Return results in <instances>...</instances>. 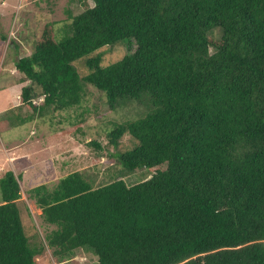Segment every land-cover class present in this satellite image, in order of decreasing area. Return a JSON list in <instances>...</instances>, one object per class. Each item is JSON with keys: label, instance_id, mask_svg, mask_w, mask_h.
Returning <instances> with one entry per match:
<instances>
[{"label": "trees", "instance_id": "16d2710c", "mask_svg": "<svg viewBox=\"0 0 264 264\" xmlns=\"http://www.w3.org/2000/svg\"><path fill=\"white\" fill-rule=\"evenodd\" d=\"M78 2L82 12L60 31L48 22L17 60L33 83L20 105L48 116L81 104L89 84L113 109L145 99L146 116L108 135L124 174L144 179L95 187L74 171L53 190L33 187L57 226L47 236L54 257L84 249L95 264H264V0ZM122 42L135 50L108 66L88 58L81 77L75 61ZM22 179L11 169L0 178V264H38L44 249L25 233Z\"/></svg>", "mask_w": 264, "mask_h": 264}, {"label": "rangeland", "instance_id": "374dc122", "mask_svg": "<svg viewBox=\"0 0 264 264\" xmlns=\"http://www.w3.org/2000/svg\"><path fill=\"white\" fill-rule=\"evenodd\" d=\"M83 9L78 0H0V27L7 36L4 40L0 35V178L9 169L23 176L19 207L26 235L32 243L44 248L38 264H95L98 258L80 249L73 259L58 262L47 242L48 234L57 226L45 221L36 199L31 198L33 187L46 184L53 190L61 178L74 171L86 173L94 180L95 187L119 177L129 185L144 179L141 172L124 174L118 159L119 149L109 145L108 135L116 125L146 116L150 107L145 99L142 104L128 101L113 109L105 92L89 84L84 87L81 104L48 116L34 114L33 109L20 105L23 87L33 83L22 81L25 78L16 69L17 60L33 53L48 22H56L60 31L70 21V12L76 15ZM134 50L135 44L128 42L104 46L75 61V66L84 78L90 74L88 58L101 54L102 65L108 66ZM36 90L40 93V88ZM42 100L44 96L39 95L36 103ZM132 145L127 134L122 139L121 150Z\"/></svg>", "mask_w": 264, "mask_h": 264}, {"label": "crops", "instance_id": "0c3cea01", "mask_svg": "<svg viewBox=\"0 0 264 264\" xmlns=\"http://www.w3.org/2000/svg\"><path fill=\"white\" fill-rule=\"evenodd\" d=\"M10 47H11V45H10ZM12 85H14L13 83L11 84V86ZM10 87V86H9ZM20 104H21V101H20ZM20 106V105H19ZM22 175V174H21ZM23 177V176H22ZM37 181H39V179L37 180ZM37 185H40V184H37ZM42 185V184H41Z\"/></svg>", "mask_w": 264, "mask_h": 264}]
</instances>
